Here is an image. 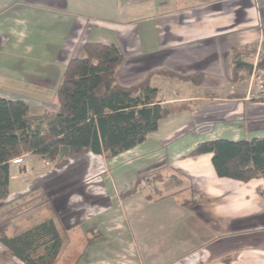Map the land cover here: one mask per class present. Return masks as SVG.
I'll list each match as a JSON object with an SVG mask.
<instances>
[{"label": "crops", "instance_id": "crops-1", "mask_svg": "<svg viewBox=\"0 0 264 264\" xmlns=\"http://www.w3.org/2000/svg\"><path fill=\"white\" fill-rule=\"evenodd\" d=\"M92 42L117 44L124 58L118 81L132 86L148 80L158 90L156 101L171 112L131 150L111 159L89 152L69 161L86 156L93 168L87 171V190L102 197L100 206H89L82 217L86 234L92 235L85 264H123L116 258L125 246L133 254L128 264L163 259L171 248L173 258L182 249L178 264H264V233L248 226L254 213L264 214V186L258 178L241 182L219 177L212 153L192 154L206 141L264 137V101L250 99L255 70L234 73L237 61L253 66L264 62V0H9L0 5V98L24 100L32 114L57 112V89L66 67L82 58L85 44ZM22 157L35 172L54 167L36 154ZM25 166L12 163L2 213L31 190L35 173L30 176ZM144 174H153L165 186L172 176L183 183L161 198H136L139 189L122 198L121 192ZM180 192L194 194L196 204L181 205L186 197H179ZM171 198L173 205L165 204L175 211L194 210V238L175 237L176 246L170 248L169 233L153 235L151 218L141 214L150 203ZM22 217L18 210L7 220L15 225ZM8 228V236L26 230L8 234ZM0 257L25 264L9 256L1 241Z\"/></svg>", "mask_w": 264, "mask_h": 264}, {"label": "trees", "instance_id": "trees-1", "mask_svg": "<svg viewBox=\"0 0 264 264\" xmlns=\"http://www.w3.org/2000/svg\"><path fill=\"white\" fill-rule=\"evenodd\" d=\"M123 60L115 43H86L84 56L69 61L58 86L57 112L32 114L24 100L0 98V202L9 196L12 160L27 153L39 155L62 169L72 157L89 152L111 159L133 149L158 130L171 108L156 101L158 90L148 80L122 85L118 70ZM260 66L264 67L263 61ZM244 68L251 72L252 64L237 61L234 73L237 75ZM204 153H212V164L219 177L241 182L264 177V137L206 141L192 152ZM141 178L120 196L135 194ZM182 183L181 178H173L166 184L174 187ZM192 195L181 199L180 204H196ZM0 241L9 256L25 264H57L64 244L53 219L15 236H8L1 228Z\"/></svg>", "mask_w": 264, "mask_h": 264}, {"label": "rangeland", "instance_id": "rangeland-1", "mask_svg": "<svg viewBox=\"0 0 264 264\" xmlns=\"http://www.w3.org/2000/svg\"><path fill=\"white\" fill-rule=\"evenodd\" d=\"M7 1L0 0V5L7 4ZM261 61H258L257 65L253 66L252 64V71L257 75L259 70L264 68L260 66ZM264 63V62H263ZM261 67V68H260ZM259 68V69H258ZM250 73V72H249ZM253 73V72H252ZM254 88V83H253ZM253 91V90H252ZM30 98L29 100H31ZM34 100V99H32ZM31 100V101H32ZM87 159L86 156H77L74 160L67 165L63 170H58L54 167L51 169L46 167L43 168L45 170L44 173H40L41 170L35 172L34 166L27 164L26 162L21 163V166L24 165L31 169L28 171L30 176L34 173L35 175L32 177L31 180V190L18 198L16 202L11 204L6 211L4 210L3 213L1 212L0 206V229L4 228L7 224L9 225L8 234H12L11 232L14 230H20L22 227L27 229V226L32 223H38L40 220H43L44 216H50L54 218L56 223L58 224L59 230L62 234L64 239V244L62 247V251L59 257V261L57 264H85L88 261V257H86V249L85 246L87 244V240L91 237V234H86V226L87 223L82 221V217L85 215V211L89 206H100V200L102 197L97 196L94 192H89L87 190L88 186V174L87 171L93 170L88 162L85 160ZM24 160V159H23ZM25 161V160H24ZM96 168V166H94ZM34 170V172H33ZM19 175V174H17ZM141 178L140 183L138 184V189L140 192L136 194L134 197L142 198L145 194H152L157 195L158 197L161 194H167V192H171L173 189L165 186L164 183L155 180V176L151 175H142L139 176ZM176 178L175 176L169 177V179ZM136 182V179H133ZM185 180V179H184ZM187 180V179H186ZM138 181V179H137ZM258 181L264 186V177L258 178ZM134 184V183H133ZM253 186V185H251ZM143 187V189H140ZM157 189V190H156ZM158 190H161L157 192ZM191 190V189H190ZM187 190V191H190ZM28 191V189H27ZM179 197H186L192 198L193 195L188 192H180ZM13 198V197H12ZM15 198V196H14ZM16 198V199H17ZM14 200V199H13ZM170 200H164L162 202H152L150 203L143 213L141 214L142 217L151 218L152 220V234H159L162 233L168 234L170 242L168 246L170 248L176 246L173 242L175 237L179 240L182 239H190L194 238L192 226V213L194 210L192 208H186L179 211H175L171 206L165 204ZM177 209V208H176ZM179 209V208H178ZM19 210L20 213H24L26 217H22L19 219L18 222H14L15 225H12L11 219L7 220V216H12L16 214ZM256 216L251 217V223L248 226L256 225V227L261 228L262 232L264 233V214L262 213H254ZM3 218L5 222H2ZM29 215H33L32 217ZM42 215V216H41ZM246 215V214H245ZM2 219V220H1ZM45 219V218H44ZM46 218L45 220H47ZM168 220V223H167ZM139 219H136V223ZM246 221V220H245ZM244 221V222H245ZM243 222V223H244ZM19 223V225H17ZM241 223L240 227L243 226ZM20 224H23L21 226ZM144 224V223H142ZM18 226V227H16ZM239 227V226H234ZM239 227V228H240ZM136 228H142L141 225L136 226ZM168 230V231H167ZM97 233V232H95ZM129 235V232H127ZM172 234V235H171ZM159 244V243H158ZM196 244V241H194ZM183 245V242H182ZM182 247V246H181ZM120 253L118 254V263L128 264L130 257L133 256L127 248V246L123 247ZM180 249V248H179ZM173 249H169L168 251H164L165 256L163 259L153 258L150 259L144 258L145 264H178L182 262V249L180 251L176 249L175 255L177 257H172L169 254H172ZM129 252V253H128ZM120 259V260H119ZM112 261V259H110ZM161 260V261H160ZM2 261L3 264H22L17 262L14 259H5L0 257V262ZM6 262V263H4ZM174 262V263H173Z\"/></svg>", "mask_w": 264, "mask_h": 264}, {"label": "built area", "instance_id": "built-area-1", "mask_svg": "<svg viewBox=\"0 0 264 264\" xmlns=\"http://www.w3.org/2000/svg\"><path fill=\"white\" fill-rule=\"evenodd\" d=\"M253 83H254V88L253 91L250 93V99L255 100V101H264V70L259 71V73L254 75L253 77ZM23 157L17 158L12 160L11 163H13L15 166L18 167L21 163H23ZM28 171H31L30 168L27 167ZM19 169H15L16 175L18 174ZM17 177V176H14Z\"/></svg>", "mask_w": 264, "mask_h": 264}]
</instances>
